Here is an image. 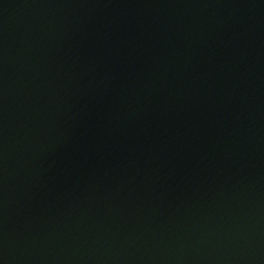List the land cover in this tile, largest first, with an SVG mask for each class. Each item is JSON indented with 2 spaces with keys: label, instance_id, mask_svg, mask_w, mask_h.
I'll return each mask as SVG.
<instances>
[{
  "label": "water",
  "instance_id": "obj_1",
  "mask_svg": "<svg viewBox=\"0 0 264 264\" xmlns=\"http://www.w3.org/2000/svg\"><path fill=\"white\" fill-rule=\"evenodd\" d=\"M0 264H264V0H0Z\"/></svg>",
  "mask_w": 264,
  "mask_h": 264
}]
</instances>
